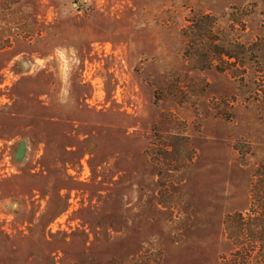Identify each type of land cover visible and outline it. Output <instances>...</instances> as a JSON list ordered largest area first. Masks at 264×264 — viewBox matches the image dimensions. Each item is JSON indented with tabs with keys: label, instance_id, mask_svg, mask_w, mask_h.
Here are the masks:
<instances>
[{
	"label": "rangeland",
	"instance_id": "obj_1",
	"mask_svg": "<svg viewBox=\"0 0 264 264\" xmlns=\"http://www.w3.org/2000/svg\"><path fill=\"white\" fill-rule=\"evenodd\" d=\"M0 264H264V0H0Z\"/></svg>",
	"mask_w": 264,
	"mask_h": 264
},
{
	"label": "trees",
	"instance_id": "obj_2",
	"mask_svg": "<svg viewBox=\"0 0 264 264\" xmlns=\"http://www.w3.org/2000/svg\"><path fill=\"white\" fill-rule=\"evenodd\" d=\"M201 47H204V45H201ZM238 217L240 218V220H242V219H241L242 217H241V215H240V214L238 215Z\"/></svg>",
	"mask_w": 264,
	"mask_h": 264
}]
</instances>
